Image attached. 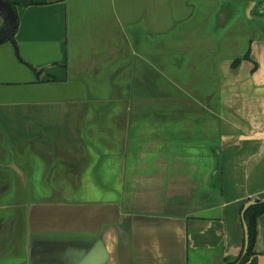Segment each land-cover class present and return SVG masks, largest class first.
<instances>
[{
	"label": "crops",
	"instance_id": "crops-1",
	"mask_svg": "<svg viewBox=\"0 0 264 264\" xmlns=\"http://www.w3.org/2000/svg\"><path fill=\"white\" fill-rule=\"evenodd\" d=\"M46 1L0 43V264L238 256L264 198V0Z\"/></svg>",
	"mask_w": 264,
	"mask_h": 264
},
{
	"label": "water",
	"instance_id": "water-1",
	"mask_svg": "<svg viewBox=\"0 0 264 264\" xmlns=\"http://www.w3.org/2000/svg\"><path fill=\"white\" fill-rule=\"evenodd\" d=\"M260 2L262 0H259ZM0 16L3 19V23L0 26V43H3L5 41H10L12 43L15 42L14 36L18 27V13L17 10L14 8L13 4L9 0H0ZM258 201L264 202V198L257 199L252 198L248 200L243 209H242V220L244 225V247L243 252L241 255L240 260L235 264H241L244 257L247 255L249 246H250V235H249V226L245 219V214L247 210L256 204H258ZM97 248H99L97 246ZM77 250L74 252V256H68L66 258H62L61 261L63 264H102L103 260H99L97 262L94 261V249H84V250ZM28 264V263H26Z\"/></svg>",
	"mask_w": 264,
	"mask_h": 264
},
{
	"label": "trees",
	"instance_id": "trees-1",
	"mask_svg": "<svg viewBox=\"0 0 264 264\" xmlns=\"http://www.w3.org/2000/svg\"><path fill=\"white\" fill-rule=\"evenodd\" d=\"M14 8L17 10V7H28L31 5H40L45 4L46 0H9ZM39 74V71L36 70ZM264 214V202L258 201V204L251 206L246 214L245 219L249 226V235H250V246L247 255L244 257L241 264L246 263L250 257L254 254V246L257 239V221L258 218ZM243 250H241L240 254L236 257H226L223 261V264H235L237 263L242 255Z\"/></svg>",
	"mask_w": 264,
	"mask_h": 264
},
{
	"label": "rangeland",
	"instance_id": "rangeland-1",
	"mask_svg": "<svg viewBox=\"0 0 264 264\" xmlns=\"http://www.w3.org/2000/svg\"><path fill=\"white\" fill-rule=\"evenodd\" d=\"M196 4L198 7L200 3L198 2ZM199 9H201V7L200 8L198 7V11H199ZM198 13H200V12H198ZM239 16H242L241 11H239L236 14V16H234V18L231 19L228 24H226V26L218 29V28H215V26H216V24H215L216 14L214 13L209 20L208 26L202 30V35H205V33H209V34H212L217 39L222 40L224 37H227L228 34L232 32V30L237 25L236 23L243 19L242 17H239ZM2 23H3L2 17L0 16V26L2 25ZM242 24H243V28H244L246 33H251V30H252L253 26L255 25V23H250L247 20H245L244 23H242Z\"/></svg>",
	"mask_w": 264,
	"mask_h": 264
},
{
	"label": "flooded vegetation",
	"instance_id": "flooded-vegetation-1",
	"mask_svg": "<svg viewBox=\"0 0 264 264\" xmlns=\"http://www.w3.org/2000/svg\"><path fill=\"white\" fill-rule=\"evenodd\" d=\"M243 247H244V244H243ZM243 247H242V250H243Z\"/></svg>",
	"mask_w": 264,
	"mask_h": 264
}]
</instances>
